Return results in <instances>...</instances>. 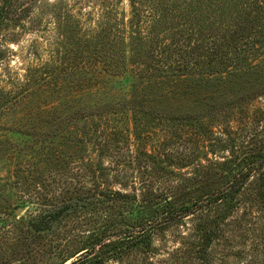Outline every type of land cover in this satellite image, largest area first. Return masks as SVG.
<instances>
[{"label":"trees","instance_id":"16d2710c","mask_svg":"<svg viewBox=\"0 0 264 264\" xmlns=\"http://www.w3.org/2000/svg\"><path fill=\"white\" fill-rule=\"evenodd\" d=\"M112 1L98 16L76 1L63 19L65 0H0V66L35 10L64 24L49 59L21 78L0 77V131L9 130L0 154L10 163L25 156L12 168H25L21 204L39 209L19 219L22 241L42 264L121 261L186 217L204 256L241 207L264 211V0H128L123 19ZM191 81L209 91L175 101ZM67 150L46 181L41 167ZM1 213L15 215L3 205Z\"/></svg>","mask_w":264,"mask_h":264},{"label":"rangeland","instance_id":"374dc122","mask_svg":"<svg viewBox=\"0 0 264 264\" xmlns=\"http://www.w3.org/2000/svg\"><path fill=\"white\" fill-rule=\"evenodd\" d=\"M76 1L80 2L84 13L91 10L95 12V16L101 13L102 0H65L60 17L64 19L66 7L74 10L73 8L77 7ZM148 1L149 3L151 2V0ZM112 3L114 6V19H117V17L123 19L130 16L131 4L128 0H113ZM146 5L149 4L146 2ZM96 18H94V21H85V27L88 29L89 24H92L93 27L97 26L98 20ZM59 21L53 10H35L34 21L26 19L25 32L20 33L15 38L17 40L9 42L10 52L7 53L8 60L3 66H0V77L3 79H9L10 77L12 79L21 78L25 74L26 67L29 68L31 64L39 63L40 59H49L51 53L58 48L59 44H62L61 38L64 24H62V21ZM142 30L157 42L155 34L151 33V29L149 32L146 27ZM163 39L162 37L159 38V40ZM2 83L0 82V84ZM182 89L183 93L178 94V100H175L177 102L183 100L184 97L187 99L189 95L188 99L191 100L198 95L201 96V92L205 93L209 91L205 90L207 88L202 81L200 83L193 81L188 83V94L184 92L185 87ZM262 102L264 103V100ZM25 103L19 108L18 112H15L16 116L25 114L26 110L34 105L35 101L33 98H30ZM21 120L25 121V119ZM1 124L5 127L11 126L17 127L16 130L19 129L17 120L6 122L3 118ZM23 125H25V122H23ZM8 132V128H5V131H0V136L7 135ZM209 137L214 138L212 135ZM226 152L228 151L224 150L221 152L217 150V155L224 156ZM71 154V151L67 150L65 155H60L59 159H57L58 161H50L41 167L45 171L44 174L48 175V180L46 181H49V179L52 181L50 177L53 174L50 171L57 170L59 166H62ZM18 155L20 157H16ZM16 156L14 161L10 163L9 159L8 161L6 160L8 157L0 154V185H2L0 188V205L10 207L11 212L15 214L11 216L13 218L11 221H0V234L5 232L4 229H10L11 231L9 235L10 239L5 244L0 242V264H42V252H36L35 250L33 256H29L25 254L24 250L25 243L22 241V234L25 236V231L19 219H26L35 215L39 207L36 204H21L22 201L28 199L25 196V168L21 172L14 171L12 168L19 159L25 160V156L21 153H18ZM180 163L182 165L183 162ZM65 168L67 169V167ZM9 169L12 170V174L8 183L5 182V179L10 173ZM182 169L188 171L189 168L185 167ZM160 174L163 175V172H160ZM59 175L57 174V177ZM179 177H181V174L178 175ZM162 179L160 182L164 181ZM176 181L178 179H175L171 183L175 184ZM40 184L41 182H39ZM168 184H170V180ZM70 186L72 187V184ZM244 208L241 207L232 217L224 221L222 225L224 232L214 241L204 256H201L202 253H198L199 245L197 243L199 236H196L197 231L194 230L195 224H193L192 218L186 217L185 220L177 221L167 229L156 233L151 248H137L123 260L110 261L107 264H264V211L260 207H255L250 211ZM5 216L3 213L0 214V217L4 218ZM22 229L23 232H21Z\"/></svg>","mask_w":264,"mask_h":264}]
</instances>
